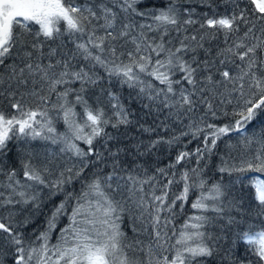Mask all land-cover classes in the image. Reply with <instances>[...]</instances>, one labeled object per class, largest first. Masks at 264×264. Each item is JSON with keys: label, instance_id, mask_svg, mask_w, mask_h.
<instances>
[{"label": "snow or ice", "instance_id": "6c2138e0", "mask_svg": "<svg viewBox=\"0 0 264 264\" xmlns=\"http://www.w3.org/2000/svg\"><path fill=\"white\" fill-rule=\"evenodd\" d=\"M209 261L264 264V0H0V264Z\"/></svg>", "mask_w": 264, "mask_h": 264}, {"label": "trees", "instance_id": "16d2710c", "mask_svg": "<svg viewBox=\"0 0 264 264\" xmlns=\"http://www.w3.org/2000/svg\"><path fill=\"white\" fill-rule=\"evenodd\" d=\"M252 127H255V125H253ZM59 130L60 131H63L64 129H63V125H60L59 126ZM109 131H112L111 129H109ZM236 139V137L235 136H233V140H235ZM35 144H36V146L38 147L39 146V144H40V142H34ZM82 147H86V146H84V145H81ZM195 145L194 144H191V145H189L188 147L191 149V148H193ZM223 149V144L221 145V150ZM175 152H176V149H173L172 150V155L174 156L175 155ZM167 159H168V157L167 156H163L162 157V159H161V164H164V163H166L167 162ZM216 163H218V159L217 158H213V160L210 162V167L211 166H213L214 164H216ZM255 175H259V174H255ZM174 191L176 190L175 188L173 189ZM59 199H61L60 197H57V198H55V200L53 201V202H51V203H48V204H46L45 206H44V208H43V214H41V215H39V216H37V218H36V224L37 225H43V223H44V219H45V215H47V214H49L50 213V210H51V208H52V206H53V203H58L59 202ZM181 219H183V218H181ZM67 223V219L66 218H63L62 220H61V223H60V227H63L64 226V224H66ZM124 227H125V230H128V228H127V223H125V225H124ZM29 231H31V226H30V228H29ZM129 234H131L130 232H129ZM55 233L53 234V242L55 241ZM209 264H214V262L213 261H209Z\"/></svg>", "mask_w": 264, "mask_h": 264}]
</instances>
